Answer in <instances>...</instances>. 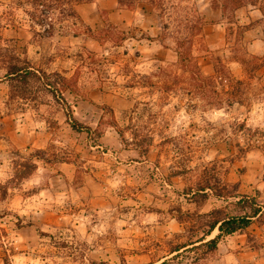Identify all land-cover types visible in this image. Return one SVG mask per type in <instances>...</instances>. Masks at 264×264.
<instances>
[{"label":"rangeland","instance_id":"rangeland-1","mask_svg":"<svg viewBox=\"0 0 264 264\" xmlns=\"http://www.w3.org/2000/svg\"><path fill=\"white\" fill-rule=\"evenodd\" d=\"M96 3L90 24L78 13L47 11L51 0H0V145L8 149L0 264H157L184 227L202 229L187 214L239 211L211 189L256 196L263 207L207 264H264V68L242 104L212 107L172 49L181 32H197L191 52L203 75L214 73L219 58L245 77L231 60L236 36L227 38L210 0H163L160 14L146 4ZM256 14L252 6L234 13L240 24L254 23L242 39L250 53L249 42L262 39ZM24 17L45 49L41 60L7 37L23 31ZM11 67L29 71L27 80L13 79ZM61 98L96 134L71 129ZM25 107L36 110L37 128L54 132L47 149L17 148L25 143L15 137ZM202 185L210 188L198 191Z\"/></svg>","mask_w":264,"mask_h":264},{"label":"trees","instance_id":"trees-1","mask_svg":"<svg viewBox=\"0 0 264 264\" xmlns=\"http://www.w3.org/2000/svg\"><path fill=\"white\" fill-rule=\"evenodd\" d=\"M51 1H53V5H47V11L50 8H59L67 16L77 18L78 14L75 10V5L89 0ZM117 3L119 6L126 8H134L139 4H146L152 8L160 9L159 14L164 9L163 0H117ZM244 6H252L259 10L261 16L255 23H259L261 26L262 40L264 42V0H210V7L213 10H218L226 21L227 38L228 36L231 38V35L236 36L234 43L238 45L235 47V51L238 54L232 56L231 60L237 61L242 65L245 74L244 78L234 77L226 64L219 58H217L214 73L203 75L198 61L191 52V41L194 35L199 34L197 32H181L172 46L181 69L183 72L188 73L190 75L189 78L194 82L193 87L197 90V95L203 100L208 99L207 103L215 108H220L222 104L227 106H232L235 103L242 104L243 99L248 97L252 87L251 81L253 79L259 80L264 71H262L264 68V52L262 55L250 53L242 44L243 33L254 24L242 25L235 19L234 13L236 10ZM40 11L42 14L46 13L42 9ZM40 24L44 26L43 20ZM47 25L50 24L48 23ZM50 28L47 30H50ZM88 31H90L89 28ZM147 39L153 38L147 37ZM8 72L12 75L13 79H21L23 81L27 80L29 73L27 70L23 73L18 67H11ZM217 87H220V89H216ZM54 89L58 91V88L55 87ZM60 101L65 105L63 107L66 121L72 130L86 133L89 137L96 134V129L82 123L72 114L69 105L65 103L63 98ZM119 135L122 136L120 130ZM97 138L98 136L94 137L95 143L98 141ZM37 153H40V150ZM206 188H210V186L202 185L198 188V191H204ZM232 188H234L233 185ZM211 191L217 197L233 199L231 202L238 207L239 211L228 213L221 209H213L200 214H187L191 219L198 217L202 221V229L190 226L184 227L183 232L176 234L174 240L170 241L168 254L160 259L157 264H207L208 259L216 252L219 243L226 236L245 231L252 224L253 220L261 214L263 206L258 203L256 196L239 194L235 189L227 195L218 190L211 189ZM201 194L202 200L200 202H203L207 194L205 192ZM215 230L216 233L212 235ZM99 264L108 263L101 261Z\"/></svg>","mask_w":264,"mask_h":264},{"label":"crops","instance_id":"crops-1","mask_svg":"<svg viewBox=\"0 0 264 264\" xmlns=\"http://www.w3.org/2000/svg\"><path fill=\"white\" fill-rule=\"evenodd\" d=\"M96 1L98 0H93L91 2H82L75 5V10L79 14V16L83 19V21L90 24L96 21V18L94 17V11H96V5H97ZM254 11L257 12L256 17L259 19L261 16L259 10L254 7ZM29 22L30 20L28 18L26 17L22 18L20 21V25L23 31L15 34L8 32L9 34L7 37H16L17 41L21 43L23 47L28 46V48H32L34 54L36 55V59L41 60L44 55L45 49L39 48V46L36 45L38 41L36 39L39 37V35H36L37 37L33 38L34 31L33 30L29 31V29L31 28ZM34 39L36 41H34ZM262 42L263 41L260 38L252 39L251 42H249L250 51L255 54L263 53V47L261 44ZM35 114H36V110L27 107H25V109H22L17 113L19 119L17 121L16 132H15L16 141L17 142L25 141V143L17 144V148H19L20 151L31 150V149H47L50 143L55 142L54 132L51 131L48 127H44L43 129L41 127L37 128V125L34 121ZM79 151L80 152L82 151V147L79 148ZM7 154H8L7 147L0 145V175H1V169L7 166L5 159V156Z\"/></svg>","mask_w":264,"mask_h":264}]
</instances>
